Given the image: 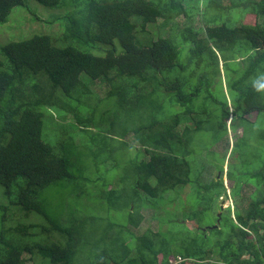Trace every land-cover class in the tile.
I'll return each mask as SVG.
<instances>
[{
    "label": "trees",
    "instance_id": "1",
    "mask_svg": "<svg viewBox=\"0 0 264 264\" xmlns=\"http://www.w3.org/2000/svg\"><path fill=\"white\" fill-rule=\"evenodd\" d=\"M0 25V264H264V163H238L264 113V0H0ZM229 131L224 165L196 161ZM189 184L204 211L236 206L138 230Z\"/></svg>",
    "mask_w": 264,
    "mask_h": 264
},
{
    "label": "rangeland",
    "instance_id": "2",
    "mask_svg": "<svg viewBox=\"0 0 264 264\" xmlns=\"http://www.w3.org/2000/svg\"><path fill=\"white\" fill-rule=\"evenodd\" d=\"M19 11L23 12L22 10L19 9ZM44 12L40 10V14L43 16V18H46V14H43ZM250 21L253 22V17L250 16V14H247L244 16L243 21ZM36 25V23L34 24ZM34 25L32 24V26L34 27ZM57 27V26H56ZM54 27V28H56ZM10 30H8V28L0 25V42H4L7 40H10L11 34L9 32ZM187 52H183V55H186ZM240 63L235 61H230V67H239ZM218 81L220 84H223L224 87L227 88L228 84H227V79L225 77V75H223L221 78H218ZM161 100L164 102L165 100L161 98ZM169 100V99H167ZM167 108H173V106H171L170 104L166 103L165 104ZM256 113H252L250 115H248L249 118L254 119L256 118ZM250 129H251V134L249 137H251V142L252 143H256L254 146L248 148V150L244 153L243 156H241L243 158V160H240L241 162H238L239 164H246V162H244L245 158H256L257 161L261 160L260 164L264 163V153H260V151H263L264 148V113H261V115L259 116V119L257 120V123H253L252 125H250ZM203 137L202 141H205V144L212 141L213 137H211L209 135V133L204 134L201 133ZM238 135L242 134V129H238L237 131ZM229 135L232 136V138H234V133L232 131H229ZM228 137L227 135L225 136V138L222 140V144L219 142L218 144L214 145L213 148H215L216 150L211 151L205 155L201 154V149L205 147V145H202L200 147V149L198 150V154L196 155V161L199 162H204L206 165L209 164H218L219 165H224L227 162V159L229 158V155H227V159L223 157V154L220 153L222 151L229 153L228 150H230L232 147V139L231 137ZM229 140V146L227 145V141ZM133 149V148H132ZM220 151V152H218ZM205 152V150L203 151ZM262 156V157H261ZM249 162H247L248 165ZM233 165L235 166V164L233 163ZM217 166V167H218ZM116 174V178H117V173ZM120 175V174H119ZM119 177V176H118ZM225 181L227 183L228 186L231 185L232 181L229 180L226 176H224ZM194 185V184H193ZM251 190V189H250ZM198 194L199 192L194 188H190V184L186 186L185 188V192L182 194V196H186V200H184L186 205H181L178 204L175 207H171L168 208L167 210H165V213L163 211H160V213H158L157 215H154L152 210H148V212L145 209H142V211L145 214V219L142 222L141 226L139 227L138 230H140L141 232H144L148 229V227H151L155 230H158V225H159V220L160 219H167L166 222L168 224L165 225V227L169 228V227H175L177 226L174 222H171L170 220L173 218H177L180 220H184L185 218H189L190 215H194L195 213H198V215L196 216L198 219H201L200 223L203 225V228L206 227H212L213 225L216 224V221L218 220L217 218V214H219V212L226 214L228 209L225 210L226 208H228V206H231L233 204V200L231 198H226L225 195H222V197L220 196L219 198V202H214L212 203V207L210 210L204 211L202 210V206L195 204V199H198ZM222 201V202H221ZM148 202H142V205L145 207ZM202 203H206V205H209V203H207L206 200H203ZM210 206V205H209ZM223 206V208H222ZM236 205H232V207H235ZM216 209V212L215 210ZM180 213H184V215H180ZM229 212V211H228ZM233 212V211H232ZM233 215V213H232ZM121 217V216H120ZM42 219V216H40L39 214L36 213H32L30 215V218L28 219L29 221L32 222H36V221H40ZM122 219H125V213H123L122 215ZM186 224L188 225L189 228L191 229H196L198 226V221L197 220H191V219H187ZM163 226V228H165ZM211 230V229H209ZM212 233V231H210ZM44 237L46 239H60L61 236L59 235V233L57 231H51L49 234L45 233ZM171 261L173 262H177L175 258H170ZM181 260V259H180ZM164 261H166V259H164ZM30 264H37L36 262H34L33 260L30 262Z\"/></svg>",
    "mask_w": 264,
    "mask_h": 264
},
{
    "label": "clouds",
    "instance_id": "3",
    "mask_svg": "<svg viewBox=\"0 0 264 264\" xmlns=\"http://www.w3.org/2000/svg\"><path fill=\"white\" fill-rule=\"evenodd\" d=\"M254 87H256L257 91H264V77H258L257 80L254 81Z\"/></svg>",
    "mask_w": 264,
    "mask_h": 264
},
{
    "label": "crops",
    "instance_id": "4",
    "mask_svg": "<svg viewBox=\"0 0 264 264\" xmlns=\"http://www.w3.org/2000/svg\"><path fill=\"white\" fill-rule=\"evenodd\" d=\"M227 88L225 87V90H226ZM252 113H256L255 115H256V117L258 116V113L257 112H252ZM251 113V114H252ZM251 119V118H250ZM256 118H254V119H251V120H255ZM231 138H232V136H230ZM232 140H234V138H232Z\"/></svg>",
    "mask_w": 264,
    "mask_h": 264
},
{
    "label": "water",
    "instance_id": "5",
    "mask_svg": "<svg viewBox=\"0 0 264 264\" xmlns=\"http://www.w3.org/2000/svg\"><path fill=\"white\" fill-rule=\"evenodd\" d=\"M221 214V212H219V215Z\"/></svg>",
    "mask_w": 264,
    "mask_h": 264
}]
</instances>
